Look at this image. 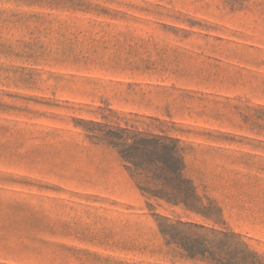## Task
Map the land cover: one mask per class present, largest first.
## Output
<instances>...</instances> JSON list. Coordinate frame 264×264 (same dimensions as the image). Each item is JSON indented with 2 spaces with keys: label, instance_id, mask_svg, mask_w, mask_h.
I'll use <instances>...</instances> for the list:
<instances>
[{
  "label": "rangeland",
  "instance_id": "obj_1",
  "mask_svg": "<svg viewBox=\"0 0 264 264\" xmlns=\"http://www.w3.org/2000/svg\"><path fill=\"white\" fill-rule=\"evenodd\" d=\"M88 121L178 139L264 258V0H0V264H191Z\"/></svg>",
  "mask_w": 264,
  "mask_h": 264
},
{
  "label": "trees",
  "instance_id": "obj_2",
  "mask_svg": "<svg viewBox=\"0 0 264 264\" xmlns=\"http://www.w3.org/2000/svg\"><path fill=\"white\" fill-rule=\"evenodd\" d=\"M91 139L114 148L147 200L181 215L157 216V227L168 245L191 264H264V258L244 238L216 223L190 179L184 176L183 150L178 139L134 126L88 121Z\"/></svg>",
  "mask_w": 264,
  "mask_h": 264
}]
</instances>
